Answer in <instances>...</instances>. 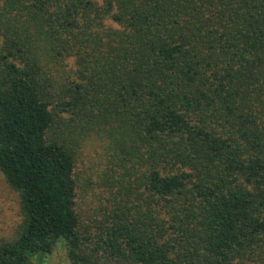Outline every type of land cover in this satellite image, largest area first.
<instances>
[{"label":"trees","instance_id":"obj_1","mask_svg":"<svg viewBox=\"0 0 264 264\" xmlns=\"http://www.w3.org/2000/svg\"><path fill=\"white\" fill-rule=\"evenodd\" d=\"M0 2V173L22 215L0 264L58 243L70 264H264V0ZM69 128L103 142L116 187L95 236Z\"/></svg>","mask_w":264,"mask_h":264},{"label":"rangeland","instance_id":"obj_2","mask_svg":"<svg viewBox=\"0 0 264 264\" xmlns=\"http://www.w3.org/2000/svg\"><path fill=\"white\" fill-rule=\"evenodd\" d=\"M104 24L113 29L118 28L108 19L105 20ZM1 32L0 30V51L4 47ZM2 54H4L3 51ZM9 61L19 65V62L14 61L12 57H9ZM65 65V69L71 72L72 76L73 61L68 60ZM69 129L64 138L68 140L67 144L76 156L77 196L73 201V209L82 224V228L87 230L88 234L95 236L98 232L96 219L99 216V209L106 205L105 199L109 198V195L104 193L105 189L110 182L113 184V180L105 175L109 170L105 166L107 157L104 152L106 148L103 142L92 133L84 134L80 129L78 131L74 128ZM104 168L107 170L101 174ZM114 186L115 183L113 189L116 190ZM21 222L19 194L7 184L0 173V242L12 241L16 237ZM90 253L94 256L101 254L99 252L94 253L92 249ZM35 264H70V262L65 247L62 243H58L49 256L39 262L36 261ZM103 264L108 263L105 261Z\"/></svg>","mask_w":264,"mask_h":264}]
</instances>
